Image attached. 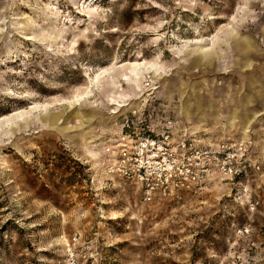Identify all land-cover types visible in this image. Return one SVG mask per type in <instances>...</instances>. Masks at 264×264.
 Instances as JSON below:
<instances>
[{"label":"rangeland","instance_id":"374dc122","mask_svg":"<svg viewBox=\"0 0 264 264\" xmlns=\"http://www.w3.org/2000/svg\"><path fill=\"white\" fill-rule=\"evenodd\" d=\"M134 107L264 145V0H0V264H264L232 183L105 171Z\"/></svg>","mask_w":264,"mask_h":264},{"label":"built area","instance_id":"2783aa9c","mask_svg":"<svg viewBox=\"0 0 264 264\" xmlns=\"http://www.w3.org/2000/svg\"><path fill=\"white\" fill-rule=\"evenodd\" d=\"M122 119L116 141L104 146L103 167L133 184L142 199L154 201L199 191L213 180L232 183L231 197L253 214L264 207V155L252 134L210 137L170 115H150L138 107ZM254 219L235 224V235L248 237ZM247 264H260L247 259Z\"/></svg>","mask_w":264,"mask_h":264},{"label":"crops","instance_id":"0c3cea01","mask_svg":"<svg viewBox=\"0 0 264 264\" xmlns=\"http://www.w3.org/2000/svg\"><path fill=\"white\" fill-rule=\"evenodd\" d=\"M249 127H250V125H249V126H247V125L244 126V131H245V130H248ZM247 128H248V129H247ZM244 133H245V132H244ZM233 134H234V133H233ZM263 139H264V137H263ZM258 150H259L258 152H259L260 155H264V145H263V144H261L260 147L258 146Z\"/></svg>","mask_w":264,"mask_h":264},{"label":"bare ground","instance_id":"6f19581e","mask_svg":"<svg viewBox=\"0 0 264 264\" xmlns=\"http://www.w3.org/2000/svg\"><path fill=\"white\" fill-rule=\"evenodd\" d=\"M248 129V128H247ZM116 141V140H115Z\"/></svg>","mask_w":264,"mask_h":264}]
</instances>
